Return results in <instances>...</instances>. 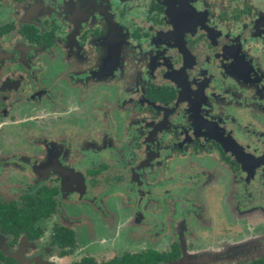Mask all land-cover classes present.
<instances>
[{
    "label": "flooded vegetation",
    "instance_id": "1",
    "mask_svg": "<svg viewBox=\"0 0 264 264\" xmlns=\"http://www.w3.org/2000/svg\"><path fill=\"white\" fill-rule=\"evenodd\" d=\"M142 8L143 19L129 18ZM247 32L250 35L242 37ZM216 43L231 55L216 51ZM204 48L212 52L204 55L200 52ZM200 69L206 77L213 75L220 94L207 96L203 87L192 84ZM180 102L187 106L182 116L189 124L200 122L196 113L208 124L220 122V116L224 122H240L238 118L248 114L246 132L247 124L254 122L258 140L264 142L263 0H0V188L6 193L18 187L15 173L41 172L50 157L60 155L72 166L84 162L92 154V142L99 140V123H106L107 130L114 123V111L132 123L138 104L155 116L156 108L172 109ZM70 105H75V113L69 117L76 122L64 124L76 131L58 145L51 143L46 138L53 137L40 135V129L53 131L40 125V114L62 116L66 112L61 107ZM162 126L166 129L167 122ZM89 131L97 138L87 140ZM191 134L185 141L183 134L166 157L173 160L170 163L178 158L172 173L179 184L175 192L157 190L172 177L164 172L157 185L148 183L133 193L145 213L139 226L145 228V240L140 241L162 249L149 245L114 257L154 251L164 256L159 264L183 263L190 242L202 240L218 223L237 233L240 225L257 223V214L250 217L248 210L236 207L240 202L236 204L230 191L223 196V207L211 211L215 197L211 188L238 183L241 164L213 133ZM98 171L88 172L98 175ZM33 188L16 197L0 196V204L23 209L46 188L53 191V212L39 218L31 234L0 212V264H78L89 258L99 264L114 258L99 262L92 255L76 256V231L66 224H54L45 238L40 222L56 214L64 190L55 177ZM67 198L70 206L79 204L77 193ZM257 226L264 231V223ZM60 227L72 232L71 246L53 242L54 229ZM246 247L229 256H238L242 260L238 264L264 260V243L262 248H250V258Z\"/></svg>",
    "mask_w": 264,
    "mask_h": 264
},
{
    "label": "rangeland",
    "instance_id": "2",
    "mask_svg": "<svg viewBox=\"0 0 264 264\" xmlns=\"http://www.w3.org/2000/svg\"><path fill=\"white\" fill-rule=\"evenodd\" d=\"M144 15L142 8L130 14L129 18L139 20L143 19ZM249 35L250 33L247 32L242 37ZM214 47L218 52H228L231 55L232 51L228 48L224 49L223 44L216 43ZM208 49L209 51L204 48L200 52L207 55V52H212V48ZM205 74L206 71L203 69L196 70L192 84L197 88L203 87L205 89L203 94L206 93L207 96L210 93L211 95L220 94L218 82L213 75L206 77ZM133 97L135 100L138 99V95ZM203 104L205 105V103ZM135 107H137V116L133 118L132 123L128 122L127 117L117 116L116 111L113 112L114 123L109 125L107 130H105L106 123H99V140L92 142V154L85 157V161L81 164L72 166L67 160L63 162L60 155L50 157L47 163L43 164L44 170L41 172L30 174L27 171L19 170V173H15L19 177L16 180L18 187L12 188L8 193L5 191L7 189L1 187L0 196L16 197L20 193L32 191L37 184L55 177L64 192L58 197L59 206L56 214L40 222V226L44 229L45 238H47L54 224H66L76 231V250L78 251L76 256L92 255L99 262L119 256L126 251L139 252L149 245L162 249L154 243L148 244V242L140 241L145 240L142 234L145 228L139 227L145 213L141 210L140 204L135 202L133 193L147 187L148 183L157 185L158 183L155 182L158 181L156 180L161 179L164 172L173 173L178 158L173 157L174 162L170 163L172 159L166 160V157L170 156L173 144L183 134L182 140L185 141L186 135L192 137L191 133L205 134L209 131L225 143L241 164L238 183L232 184L229 188L223 184L213 191L211 188L210 194L212 192L215 196L212 199L214 202L211 211L218 212L223 207V204L221 206L223 196H227L230 191L236 197V204L240 202L236 207L242 208L243 211L248 210L246 212L250 213V217H255L257 214V223H264V142L258 140L259 128L254 122L252 123L254 126L251 123L247 124L248 132H246L248 114L244 113L242 118H238L241 119L240 122L238 120L235 122L226 120L224 122V117L221 118L220 116L218 118L220 122L208 124L201 121L200 115L196 113L200 122H196L195 125L192 120L191 124L186 123L182 116L183 109L187 108L184 102H180L172 109L156 108L158 113L155 116L148 113L139 104ZM74 108L75 105H70L69 108L61 107L66 112L62 116L53 115L47 111L41 113L40 125L53 128V131L47 132L40 129V135L45 134L48 137H53L46 139L56 145L68 137V134L72 135L76 130L71 128L69 130L64 123L68 121L74 125L76 120L73 119V116L72 118L69 117L75 113ZM163 116L166 117L165 121ZM247 116L248 119L245 121L244 118ZM163 122H167L166 129H162ZM232 132L234 134L238 132L239 136L235 137L236 135L234 136ZM229 133L233 136H230ZM89 135L90 131L87 140L93 137L97 138ZM143 164H145L144 167H142ZM100 166L103 168H99ZM98 169V175H90L88 172ZM7 172L8 169L5 170V173ZM174 179L172 174V177L168 178L166 182L168 185L157 187V190L160 191L165 188L169 194L174 193L179 185ZM71 192L77 193L79 197L77 200L79 204L75 207L70 206L71 201L67 198ZM239 196L241 200L238 198ZM232 202L234 201L232 200ZM254 206L262 208L251 209ZM164 211L168 212L166 206ZM254 223L256 222L248 221L243 226L240 225L237 230L239 233L234 228L229 230L225 228L228 226L218 223L210 233L212 235H206L202 240L193 239V242L191 241L188 246L189 251L184 253L183 263L178 262L176 264H238L242 260L237 258L238 256L231 258L230 254L240 252L245 246H247V252H250V248L255 250L263 247L264 236L261 238L259 233L263 234L264 231L257 226V223ZM137 232L140 233L136 234ZM194 233H198V231L195 232L194 230ZM189 237L192 236L189 235ZM183 243H187V241H183ZM241 245L242 247L239 248ZM209 256L211 257L208 258ZM251 256L250 252L247 258ZM208 259L209 261H206Z\"/></svg>",
    "mask_w": 264,
    "mask_h": 264
},
{
    "label": "trees",
    "instance_id": "3",
    "mask_svg": "<svg viewBox=\"0 0 264 264\" xmlns=\"http://www.w3.org/2000/svg\"><path fill=\"white\" fill-rule=\"evenodd\" d=\"M53 191L46 188L41 189L38 194V200H29L25 208L16 210L13 205H1L0 212L3 213V218L9 223L15 222L22 230L28 231L31 234V229L34 223L42 217L49 216L54 209V204L51 198ZM7 217V218H6ZM40 232L35 233V237L39 236ZM33 237V236H32ZM53 242L65 247L73 244V235L70 230L60 228L54 229ZM164 256L159 255L154 251L143 252L139 254L126 253L120 257H114L111 260L101 262L99 264H159ZM78 264H98L93 259H84ZM253 264H264V260Z\"/></svg>",
    "mask_w": 264,
    "mask_h": 264
}]
</instances>
